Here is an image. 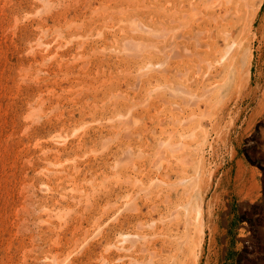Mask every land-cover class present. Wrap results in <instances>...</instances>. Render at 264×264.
I'll use <instances>...</instances> for the list:
<instances>
[{
  "label": "rangeland",
  "instance_id": "1",
  "mask_svg": "<svg viewBox=\"0 0 264 264\" xmlns=\"http://www.w3.org/2000/svg\"><path fill=\"white\" fill-rule=\"evenodd\" d=\"M213 1L0 0V264H264V0Z\"/></svg>",
  "mask_w": 264,
  "mask_h": 264
},
{
  "label": "bare ground",
  "instance_id": "2",
  "mask_svg": "<svg viewBox=\"0 0 264 264\" xmlns=\"http://www.w3.org/2000/svg\"><path fill=\"white\" fill-rule=\"evenodd\" d=\"M181 1V0H180ZM186 1H189L190 2V0H186ZM196 1V0H195ZM223 1H226V0H223ZM223 1H218V2H220V3H222ZM233 1V0H232ZM240 1V0H239ZM238 1V2H239ZM246 1V0H245ZM244 1V2H245ZM200 2V1H199ZM198 2V3H199ZM207 2V1H206ZM213 2H215V1H213V0H208V6H210L211 4ZM217 2V3H218ZM228 2V1H227ZM180 3V2H179ZM216 3V4H217ZM230 3V2H229ZM235 3V2H234ZM207 4V3H206ZM206 4H204V5H206ZM215 4V5H216ZM231 4V3H230ZM236 4V3H235ZM165 5V4H164ZM190 5V4H189ZM181 6V5H180ZM179 6V7H180ZM192 6H193V3H192ZM189 7V6H188ZM212 7H214L215 8V6H212ZM220 7V6H219ZM217 8V7H216ZM234 8V7H233ZM232 8V9H233ZM183 9V8H182ZM207 9V8H206ZM226 8H225V6L223 5V3H222V6H221V12H222V14L223 15H225L226 14V10H225ZM228 9V8H227ZM230 9V8H229ZM236 9V8H235ZM181 10V9H180ZM185 10V9H184ZM202 10V9H201ZM178 11H179V9H178ZM192 11V10H191ZM234 11V10H233ZM204 12V11H203ZM237 13H233L234 14V16H237V17H239L240 16V14L242 13V9L241 10H238V11H236ZM202 13V12H201ZM212 11H210L209 10V12L208 13H204L203 15H202V17H200V19H208L210 16H212ZM180 15V14H179ZM251 15V14H250ZM215 16V15H214ZM180 17L181 16H179V19H180ZM184 18V17H183ZM217 18H219V17H217ZM234 18V17H233ZM212 19V18H211ZM215 19V18H214ZM198 20V19H197ZM217 20V19H216ZM228 20V19H227ZM231 20V19H230ZM200 21V20H199ZM198 21V22H199ZM221 21V20H220ZM222 21H223V19H222ZM226 20H224V22H225ZM233 21V20H232ZM196 22V21H195ZM217 22V21H216ZM197 23V22H196ZM134 24V23H133ZM145 24V23H144ZM183 24V23H182ZM193 24V23H192ZM195 24V23H194ZM198 24V23H197ZM197 24H196V26H197ZM206 24V23H205ZM217 24H219V23H216L215 24V26L217 25ZM225 24V23H224ZM223 24V25H224ZM228 24V23H227ZM222 25V24H221ZM192 26V25H191ZM195 26V25H194ZM230 26V25H229ZM135 27H138V29H140V30H142L143 28H144V26H142V25H136ZM205 27V26H204ZM210 27V26H209ZM219 27V26H218ZM206 28V27H205ZM225 28V27H224ZM133 29H136V28H133ZM202 29V28H201ZM222 29V28H221ZM217 30V29H216ZM178 31V30H177ZM202 30H200V32H201ZM220 31V30H219ZM131 32H132V30H131ZM134 32V31H133ZM174 32V31H173ZM189 32V31H188ZM230 30H228L227 32H225V34L223 35L224 37H223V41L224 42H226L227 41V39L229 38V35H230ZM208 34V35H210V36H208V38L210 37V38H212L213 40L211 41V44L212 45H214V44H216V40H217V37H218V35L219 36H222V35H220V33L219 32H217V33H215V34H212V31L211 30H206L205 31V34ZM201 34H204V32L203 33H200V35ZM185 35H186V33H185ZM189 35V34H188ZM180 36H182V34L181 35H179V37ZM205 36V35H204ZM183 37V36H182ZM130 38V37H129ZM188 38V37H187ZM194 38V37H193ZM207 38V39H208ZM209 38V39H210ZM179 39V38H178ZM191 39V38H190ZM189 39V40H190ZM202 40H204V37H203V39ZM211 40V39H210ZM184 43V42H183ZM208 43V42H207ZM207 43H205V44H207ZM209 43H210V41H209ZM126 45V44H125ZM194 45V44H193ZM208 45V44H207ZM179 46V45H178ZM185 46V45H184ZM187 46V45H186ZM228 46V45H227ZM185 48V47H184ZM210 48H211V45H210ZM185 50V49H184ZM207 51V50H206ZM211 51V50H210ZM207 53V52H206ZM187 54V53H186ZM193 55V54H192ZM196 56V55H195ZM185 57V56H184ZM183 57V58H184ZM191 57V56H190ZM207 57V56H206ZM246 57V51H242L241 49L240 50H237L236 48H235V50L233 51V52H231L230 54H229V56H228V58H227V63L226 64H224V66H223V68H224V70H226V69H228V68H233V67H236L239 63H240V61H241V59H242V61L244 62V58ZM182 58V59H183ZM187 58V57H186ZM247 62V61H246ZM179 64V63H178ZM179 66V65H178ZM180 67V66H179ZM180 70V69H179ZM181 71H182V69H181ZM181 71L179 72V73H181ZM202 71H204V70H202ZM218 71V70H217ZM157 72V71H156ZM225 72V71H224ZM178 73V74H179ZM203 73V72H202ZM192 75V74H191ZM189 77H190V75H189ZM222 78H223V76H222ZM221 78V79H222ZM195 81H196V79H195ZM220 83V82H219ZM180 87V86H179ZM197 87H198V85H197ZM199 87H200V85H199ZM184 89V88H183ZM180 92V91H179ZM187 100V99H186ZM199 105V104H198ZM160 108V107H159ZM188 117V116H187ZM170 135V134H169ZM158 143H159V141H158ZM161 143V142H160ZM178 143V142H177ZM166 144V143H165ZM176 144V143H175ZM168 145H170V144H168ZM198 145V144H197ZM173 146V145H172ZM178 147V146H177ZM165 148V147H164ZM168 149V148H167ZM169 151H171V150H169ZM187 160V159H186ZM183 164V163H182ZM179 176V175H178ZM202 176V175H201ZM180 178V177H179ZM204 178V177H203ZM163 182V181H162ZM199 187H201V186H199ZM200 195V194H199ZM213 195V194H212ZM176 196V195H175ZM202 196V195H201ZM211 196V195H210ZM200 197V196H199ZM186 200H188V199H186ZM171 201V200H170ZM201 201V200H200ZM176 202V201H175ZM197 202H198V200H197ZM205 202V201H204ZM188 203V202H187ZM201 204V203H200ZM204 204V203H203ZM179 206V205H178ZM202 206V205H201ZM201 206L199 205V203H198V205L195 207V216H194V220L196 221V225H192V224H190L191 225V229H193V235H195L196 236V234H198V233H195V231L197 232H200L201 231V229H202V224L204 223V222H202L201 221ZM206 206V205H205ZM155 209V208H154ZM204 210H205V208H203ZM151 210H153L152 208H151ZM174 210V209H173ZM206 210H208V209H206ZM155 211V210H154ZM153 211V212H154ZM190 211V210H189ZM192 211H194V210H192ZM148 212V211H147ZM156 212V211H155ZM170 212H172V210L170 211ZM208 212V211H207ZM192 213V212H191ZM209 213V212H208ZM204 214V213H203ZM180 215H182V214H180ZM210 215V214H209ZM208 215V216H209ZM169 216V215H168ZM184 217V216H183ZM186 217V216H185ZM207 217V216H206ZM210 217V216H209ZM171 218V217H170ZM179 219V218H178ZM183 219V218H182ZM180 220V219H179ZM189 220V219H188ZM193 220V219H192ZM212 220V219H211ZM183 221H185V220H183ZM179 222V221H178ZM188 222V221H187ZM186 222V223H187ZM193 222V221H192ZM210 222V221H209ZM137 223V222H136ZM195 223V222H194ZM211 223V222H210ZM189 224V223H188ZM138 225V224H137ZM182 226V225H181ZM188 225H186V226H184V227H187ZM207 226V225H206ZM176 227H178V226H176ZM175 227V228H176ZM172 228V227H171ZM182 228V227H181ZM180 228V229H181ZM189 228H190V226H189ZM179 229V228H178ZM179 229V230H180ZM183 229V228H182ZM213 229H214V227H213ZM167 230V229H166ZM170 230V229H169ZM177 230V229H176ZM188 230V229H187ZM211 230V229H210ZM157 231V230H156ZM183 231V230H182ZM189 231V230H188ZM163 232V231H162ZM176 232H174V234H175ZM180 233H181V231H180ZM202 233H204V232H202ZM171 234V233H170ZM173 234V233H172ZM200 234H201V232H200ZM199 234V235H200ZM164 235H166V234H164ZM175 235H177V234H175ZM180 234H179V232H178V236H179ZM182 235V234H181ZM183 235H184V233H183ZM183 235H182V238H183ZM188 235V234H187ZM169 236H171V235H169ZM173 236V235H172ZM185 236V235H184ZM157 237H158V235H157ZM188 237V236H187ZM186 237V238H187ZM176 238V237H175ZM180 238V237H179ZM196 238V237H195ZM173 239V238H172ZM178 239V238H177ZM188 239V238H187ZM193 239V238H192ZM191 239V240H192ZM154 240V239H153ZM152 240V241H153ZM160 240V239H159ZM162 240V239H161ZM182 240V239H181ZM194 240V239H193ZM151 241V243H154L156 240H154V242H152ZM165 243H166V241L165 240H163ZM174 241V240H173ZM188 242V241H187ZM194 242H196L195 240H194ZM168 243V242H167ZM171 243V242H170ZM169 243V244H170ZM174 243H178L177 241L175 242L174 241ZM183 243V242H182ZM197 243H198V240H197ZM168 244V245H169ZM192 244V243H191ZM196 244V243H195ZM141 245H143V244H141ZM153 245V244H152ZM171 245V244H170ZM172 245H173V243H172ZM183 245V244H182ZM193 245H194V243H193ZM156 246V245H155ZM154 246V247H155ZM186 246V245H185ZM188 246V245H187ZM198 246V245H197ZM174 247V246H173ZM177 247V246H176ZM181 247V246H180ZM182 247H184V246H182ZM149 248V247H148ZM153 248V247H152ZM151 248V249H152ZM165 248H168V247H166L165 246ZM186 248H188V247H186ZM160 249V248H159ZM169 249H171L170 248V246H169ZM176 249V248H175ZM174 249V250H175ZM149 250V249H148ZM156 250V249H155ZM172 250H173V248H172ZM191 250H193V249H191ZM198 250V249H197ZM139 251V250H138ZM147 251V250H146ZM152 251V250H151ZM150 251V252H151ZM158 251V250H157ZM185 251V250H184ZM167 252V251H166ZM177 252H179V251H175V253H177ZM189 252H190V250H189ZM156 253V252H155ZM154 253V254H155ZM193 253V252H192ZM197 253V255H198V252H196ZM159 254V253H158ZM182 254V253H181ZM181 254H179L180 256H181ZM189 254V253H188ZM190 254H191V252H190ZM194 254H195V252H194ZM165 255V254H164ZM174 255V254H173ZM179 255H177L178 256V258H179ZM192 255V254H191ZM191 255H190V257H191ZM196 255V254H195ZM195 255H193V256H195ZM160 256H161V254H160ZM162 256H163V253H162ZM183 256V255H182ZM188 256V255H187ZM186 256V257H187ZM149 257V256H148ZM173 257H175V256H173ZM173 257H171V258H173ZM184 257V256H183ZM189 257V256H188ZM150 258H151V256H150ZM152 259V258H151ZM175 260H176V258H174ZM181 260V259H180ZM185 260V259H184ZM187 260V259H186ZM190 260H191V258H190ZM189 260V261H190ZM196 260V259H195ZM106 261V260H105ZM153 261V260H152ZM157 261V260H156ZM166 261V260H165ZM198 261V260H197ZM161 262V261H160ZM159 262V263H160ZM188 262V261H187ZM186 262V263H187ZM194 262V261H193ZM193 262H191V263H193ZM155 263V262H154ZM174 263V262H173ZM172 263V264H173ZM166 264V263H165ZM189 264V263H188Z\"/></svg>",
  "mask_w": 264,
  "mask_h": 264
}]
</instances>
